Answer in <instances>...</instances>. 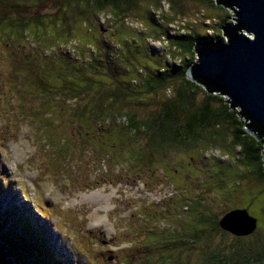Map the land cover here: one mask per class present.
<instances>
[{"label": "rangeland", "instance_id": "obj_1", "mask_svg": "<svg viewBox=\"0 0 264 264\" xmlns=\"http://www.w3.org/2000/svg\"><path fill=\"white\" fill-rule=\"evenodd\" d=\"M141 1L144 2L140 4L141 10L132 9L125 24L135 32L150 33L151 39L145 40L146 48L151 56L156 55L166 61L172 52L170 44L189 28H194L197 34L212 35L211 31L222 33V27H232L237 23L234 5L224 6L228 13L226 16L224 10L208 4L207 0H178L173 7L161 2L154 6L152 13L147 6H152L153 2ZM35 2L17 0L16 6L21 11L12 12L16 15H40L56 10L54 0H44L32 6ZM3 11L4 16L11 12ZM112 19V13L107 12L98 15L96 22L103 33L108 32V38L116 42L125 34L113 31ZM146 19H150L148 26ZM41 21L44 25L38 26V30L31 25L23 33L20 27L11 30L10 23H0V222L4 223L3 229L22 217V220L34 223L49 245V251L54 253L51 261L48 260L49 264H205L206 252L234 245L232 235L204 238L203 234L201 240L194 244L173 240L188 235L186 231L183 234L181 226L186 215L178 220L176 206L173 202L166 203L165 198L174 197L173 201L184 198L175 197L182 192L177 191L178 187L162 188L158 184V178L163 177L162 171L180 174L183 170L189 171L192 168L189 164L193 162L198 171L194 178H187L185 182L190 185L186 192L193 191L196 196H188L184 200L193 203V198L198 196L196 203L201 204L202 210L206 213L214 211L219 219L230 211L244 209L256 220L264 237L261 206L264 182L252 180L246 174L247 169L239 167L241 156L237 148L230 147L227 132L220 130V133L210 136L199 134L197 141H200L186 143L187 148H169L165 153L156 154L151 163L142 160L146 143L155 129L145 128L130 136L124 132L127 129L124 113L132 114L137 123L154 122L161 103L172 97L168 90L148 91L140 83L130 82V87L133 86L129 90L137 96L126 94L117 109L122 114L121 118L110 122L109 128L104 130L110 132L102 135L96 126L99 120L93 122L88 115L69 117L62 103V106H57L54 99H45L49 101L50 113H46L48 111L44 107L41 111L36 100L40 96L38 87L26 90L24 81L31 80L27 69L23 71V78L16 71L19 67L28 66V61L33 60L32 54L38 53L43 62L39 61L33 78H43L52 84V88L58 89L62 85L53 84V71H47L43 76V65L52 51L58 54V43L66 38V34L51 41L39 39L41 29L42 33L51 30L46 18ZM75 22L78 26L77 18ZM240 32L252 39L251 34ZM133 36L142 39L141 36ZM81 39L85 41V38ZM222 41H227L225 35H222ZM66 50L70 48L61 47L60 55ZM69 55H72L71 51ZM195 55L193 63L198 62ZM170 62L176 66L178 60L171 59ZM137 74L143 76L139 72ZM187 75L190 77L188 72ZM70 77L73 78L70 70L64 69L57 83ZM91 87L95 90L96 83L93 82ZM202 89L198 86L192 96V100L199 104L204 97ZM104 91L102 88L93 95L99 96ZM83 97L93 102L92 95ZM58 101L62 102L61 97ZM65 104L69 105L68 102ZM86 104L84 102L83 106ZM213 140L219 141L213 143ZM91 146L98 150L92 158ZM146 168L154 169L151 173L157 172V175L142 176ZM219 168H224L227 173ZM231 171L234 173L229 178ZM237 172L239 181L233 180L238 177ZM252 233L245 235L243 241L247 246L260 249L264 246L261 244L264 239ZM0 242H3L1 238ZM233 250L238 248L233 246ZM5 258L12 260L13 264H25L12 259L9 250Z\"/></svg>", "mask_w": 264, "mask_h": 264}, {"label": "trees", "instance_id": "obj_2", "mask_svg": "<svg viewBox=\"0 0 264 264\" xmlns=\"http://www.w3.org/2000/svg\"><path fill=\"white\" fill-rule=\"evenodd\" d=\"M16 1L0 0V23H10V26H12L11 30L20 27L22 29L21 33H23L31 25L35 26V30H38V26L44 25L41 19L46 18V23L51 27V30H45L42 33L43 29H41V34L38 38L51 41L53 38L56 39L66 34V38L58 45L60 48H70V50H66L65 54L62 52V55H60L61 51L59 48L58 54H54L55 51H52L53 54L45 58L47 63L43 65V76H46L47 71H53V84H62L58 89L55 86L52 88V84L43 78H33L32 75L37 72V65L41 61L38 53L32 54L33 60L28 61V66L19 67L16 70L20 72L18 74L23 78V71L27 69V76L31 80L24 81L26 90H34L38 87L40 96L36 100L41 111H43L44 107L48 111L46 113H50L51 108L48 107V104L49 101L54 99L53 102H58L57 106L63 105L65 107L69 117L72 115L77 117L88 115L89 118L93 119V122L99 120L96 126H99L98 129L101 130L99 135H102L110 132V130L104 131L109 128L110 122H114L117 117L121 118L122 114L117 109L118 105L125 100L126 94L137 96V93L133 94V92H130L129 88L133 86L131 85L130 87V84H132L130 82L134 80V84L140 83L142 88L148 91L160 89L158 91L160 92L166 89L172 93V97L161 103L160 112L154 122L137 123L132 114L124 113L123 119L127 120L125 126L127 129L124 132L130 136L145 128L147 130L155 129L154 135L152 134V137L146 143V152L142 153V160L151 163L156 154L165 153L169 148H187L186 143L191 141L199 142L200 140L197 141L199 134L210 136L223 130L227 132L230 147L238 149L241 156L238 159V163L241 165L239 167H245L247 169L246 174L252 180L264 182V161L262 158L264 137L257 138L245 127L249 120L245 121L243 116H239L238 112L240 109L237 106L230 107V100L227 95L218 91H208L203 84L187 75L191 66L198 63H193L195 54H197L194 46L200 41L202 43L208 40L213 42L217 39L222 41L223 32L221 33L217 30L215 32L211 31L212 35H203L197 34L194 28H189L186 33L177 36L174 43L170 44L172 45V52L167 55L168 61H166L159 56L150 55L145 45V40L151 39L152 35L150 33L146 31L141 33L138 29L135 32L132 29L130 30L125 24L128 19V13L132 9L141 10L140 4L144 3L141 0H54L53 4L56 6V10L40 15L14 14L12 11H21L16 6ZM43 1L36 0L31 5L36 6L43 3ZM147 1L153 2L152 6H147V9H150V12L153 13L154 6H158L161 2H166L173 7L178 0ZM207 3L216 8H221L226 13V16L228 15L222 4L218 6L215 0H207ZM3 10H11V12L9 15L4 16ZM107 12L112 13L111 25L113 31L125 34L124 37L117 39L116 42H112L108 38L109 33L104 34L103 29L96 22L98 15L106 14ZM76 18L79 23L78 26H75ZM150 19H146L148 20L147 26L148 22L150 23ZM134 34L141 36L142 39L138 40L133 36ZM163 36L164 34H162ZM81 38H85V41ZM72 43H74V47H71ZM69 51L72 52V55H69ZM36 56H38V60H35ZM171 59L178 60L176 66L170 62ZM64 69L70 70L73 78L70 77L67 81L62 79L57 83ZM137 72L143 76L141 77ZM93 82L97 85L95 90L91 87ZM198 86L203 88L202 92L204 94L200 104L192 100V96L198 90ZM102 88L105 91L101 95H93ZM50 91L53 92L51 93ZM55 94L58 96H53ZM83 95H92L91 101L93 100V102H88ZM59 96L62 102L58 101ZM65 102H68L69 105H66ZM84 102L87 103L85 106H83ZM61 103L62 105H60ZM216 141L219 140H213L212 142ZM91 147L90 157L92 158L98 150L95 146ZM219 169L221 172L227 173L224 168ZM153 170L152 168H146V173H142V176L157 175V172L151 173ZM231 172L229 178L234 173V171ZM161 175L166 177V175L175 176L176 174L170 171H162ZM238 175L237 172L236 176ZM239 178L240 176L233 180L239 181ZM169 184L168 182H162L159 187L166 188ZM178 196L179 194L175 197ZM197 197L193 198V203L182 199L180 200L181 202L179 201V205L174 204L176 206L175 215L178 220L186 215L185 222L181 226L183 234L186 231L188 235L178 236L179 240L177 238L173 240L185 244L189 242L194 244L197 243L196 241L201 240L203 234L205 235L204 238H215L216 235L224 236L230 234L233 237L232 242L234 245L227 249L222 248L223 250L215 249L214 251L206 252L205 254L208 257L205 259V264H264V246L260 249H255L245 245L246 242L243 241L245 236H236L222 228L219 223L221 218H217L214 211L206 213L202 210L201 204L196 203L198 201ZM261 201H263L261 206L264 212V196ZM44 215L41 214L42 217H45ZM22 218L15 219V222L6 229L2 228L4 223L0 222V238L3 241L1 243L7 247L12 259H17L25 264H49L48 260L51 261L54 253L49 251V245L41 236L40 231L35 228L34 223H29L28 220H22ZM194 225L203 228L200 229ZM252 234H259L263 237L257 223ZM159 241L165 240L159 239ZM248 243L252 242L249 241ZM207 244L210 246V242ZM261 244L263 245L264 241ZM233 246L237 247L238 250H233ZM226 250H229L232 254Z\"/></svg>", "mask_w": 264, "mask_h": 264}, {"label": "water", "instance_id": "obj_3", "mask_svg": "<svg viewBox=\"0 0 264 264\" xmlns=\"http://www.w3.org/2000/svg\"><path fill=\"white\" fill-rule=\"evenodd\" d=\"M215 1L235 6L237 23L222 27L226 42L208 40L194 46L198 63L191 66L188 74L208 91L227 95L230 107L237 106L239 116L249 120L245 127L257 138L264 137V0ZM242 30L252 39L242 35ZM262 158L264 161V149ZM219 223L236 236L250 234L256 226L245 210L230 211ZM7 252L0 242V264H13L5 258Z\"/></svg>", "mask_w": 264, "mask_h": 264}, {"label": "flooded vegetation", "instance_id": "obj_4", "mask_svg": "<svg viewBox=\"0 0 264 264\" xmlns=\"http://www.w3.org/2000/svg\"><path fill=\"white\" fill-rule=\"evenodd\" d=\"M192 168L187 171V170H183L180 174H176L175 176H172V175H166V177H161V178H158V184L162 183V182H168L170 183L169 185L170 186H174V187H178L177 189L178 190H181V194H179V196H182L184 199H187V197H193V196H196L195 195V192L193 191H190V192H186V189L189 188V183L188 182H185V180L187 178H194L193 175H196L197 173V169L195 168V164L193 162H191V164H189ZM174 197H171V198H167L165 200L166 203H169L171 204L173 202V204L175 205H179V201L180 199H176L175 201H173Z\"/></svg>", "mask_w": 264, "mask_h": 264}, {"label": "clouds", "instance_id": "obj_5", "mask_svg": "<svg viewBox=\"0 0 264 264\" xmlns=\"http://www.w3.org/2000/svg\"><path fill=\"white\" fill-rule=\"evenodd\" d=\"M168 187H171L170 185ZM167 188V187H166ZM165 191H168V189H165ZM177 192V191H176Z\"/></svg>", "mask_w": 264, "mask_h": 264}, {"label": "built area", "instance_id": "obj_6", "mask_svg": "<svg viewBox=\"0 0 264 264\" xmlns=\"http://www.w3.org/2000/svg\"><path fill=\"white\" fill-rule=\"evenodd\" d=\"M167 192V191H166Z\"/></svg>", "mask_w": 264, "mask_h": 264}]
</instances>
